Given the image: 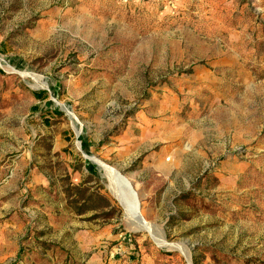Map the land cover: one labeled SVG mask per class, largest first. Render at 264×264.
Returning a JSON list of instances; mask_svg holds the SVG:
<instances>
[{
    "label": "rangeland",
    "instance_id": "obj_1",
    "mask_svg": "<svg viewBox=\"0 0 264 264\" xmlns=\"http://www.w3.org/2000/svg\"><path fill=\"white\" fill-rule=\"evenodd\" d=\"M0 264H264V0H0Z\"/></svg>",
    "mask_w": 264,
    "mask_h": 264
},
{
    "label": "bare ground",
    "instance_id": "obj_2",
    "mask_svg": "<svg viewBox=\"0 0 264 264\" xmlns=\"http://www.w3.org/2000/svg\"><path fill=\"white\" fill-rule=\"evenodd\" d=\"M182 151H184V149ZM182 151H180V153ZM90 159L96 162V164L105 171V175L109 180V191L124 211L126 218L130 220L138 229L147 231L158 245L166 246L165 242L157 239L155 235L150 232V228L148 225H146L147 223L137 211V203L135 201V197L132 195V192L128 187V184L123 181L122 177L118 175L117 171L111 167H108L96 158L91 157Z\"/></svg>",
    "mask_w": 264,
    "mask_h": 264
}]
</instances>
